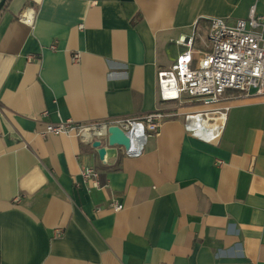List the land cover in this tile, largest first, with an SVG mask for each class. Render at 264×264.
Here are the masks:
<instances>
[{
	"label": "crops",
	"instance_id": "crops-1",
	"mask_svg": "<svg viewBox=\"0 0 264 264\" xmlns=\"http://www.w3.org/2000/svg\"><path fill=\"white\" fill-rule=\"evenodd\" d=\"M252 6L264 13V0L11 1L0 21V264H264V97L163 100L158 81L186 49L178 39L199 56L211 18L234 23ZM155 110L172 116L138 156L96 135L104 159L91 137L42 135L48 123ZM83 166L98 169V186Z\"/></svg>",
	"mask_w": 264,
	"mask_h": 264
},
{
	"label": "built area",
	"instance_id": "built-area-1",
	"mask_svg": "<svg viewBox=\"0 0 264 264\" xmlns=\"http://www.w3.org/2000/svg\"><path fill=\"white\" fill-rule=\"evenodd\" d=\"M20 19L32 24L33 12L26 10L20 15ZM207 37L206 48L199 56L195 55L192 38L187 42L177 40L186 49L169 66L159 70L161 98L181 102L193 100L203 106H210L229 101L234 93L247 97H264V13L257 14L255 6H252L247 18L237 19L234 23L224 17L211 18ZM55 47V44L51 45L52 49ZM79 59L80 53L75 52L72 60L77 62ZM224 108L228 110L229 106ZM217 111L218 109L208 108L204 114L208 117ZM198 114H192L189 118ZM169 116L172 114L165 110H155L140 117H120L94 124L67 119L59 123H48L42 135L73 133L84 138L87 131L102 129L103 132L91 134L90 140L92 142L96 135L108 142L104 130L110 126H119L134 143L132 149L121 146L123 153L138 156L147 139L159 134L162 123ZM81 174L85 181L99 185L97 168L83 166ZM109 207L118 211L124 205L113 200ZM96 210H101V207Z\"/></svg>",
	"mask_w": 264,
	"mask_h": 264
},
{
	"label": "water",
	"instance_id": "water-1",
	"mask_svg": "<svg viewBox=\"0 0 264 264\" xmlns=\"http://www.w3.org/2000/svg\"><path fill=\"white\" fill-rule=\"evenodd\" d=\"M5 1L6 0H0V8ZM104 133L107 134L109 147L118 145L120 147L124 146L126 149H132L134 146L132 138L119 126H110L108 129L104 130ZM92 145L97 148L100 158L104 159L108 151L107 145H104L103 141L100 139H93Z\"/></svg>",
	"mask_w": 264,
	"mask_h": 264
},
{
	"label": "bare ground",
	"instance_id": "bare-ground-1",
	"mask_svg": "<svg viewBox=\"0 0 264 264\" xmlns=\"http://www.w3.org/2000/svg\"><path fill=\"white\" fill-rule=\"evenodd\" d=\"M202 122H205L206 123V121H204V120H202ZM220 129H221V125L218 122L217 125H216V127L213 128V136H218L219 133H220ZM203 130H206V128H204ZM99 132H103V130L102 129H99V130L91 131V132L90 131H87L84 136L85 137H90L91 134H97Z\"/></svg>",
	"mask_w": 264,
	"mask_h": 264
},
{
	"label": "rangeland",
	"instance_id": "rangeland-1",
	"mask_svg": "<svg viewBox=\"0 0 264 264\" xmlns=\"http://www.w3.org/2000/svg\"><path fill=\"white\" fill-rule=\"evenodd\" d=\"M198 44L201 45L202 48H206L205 46L208 43V37L207 34H202L201 37L198 38Z\"/></svg>",
	"mask_w": 264,
	"mask_h": 264
},
{
	"label": "trees",
	"instance_id": "trees-1",
	"mask_svg": "<svg viewBox=\"0 0 264 264\" xmlns=\"http://www.w3.org/2000/svg\"><path fill=\"white\" fill-rule=\"evenodd\" d=\"M12 0H6L3 6L0 8V21L4 15V13L7 11L9 4L11 3Z\"/></svg>",
	"mask_w": 264,
	"mask_h": 264
}]
</instances>
